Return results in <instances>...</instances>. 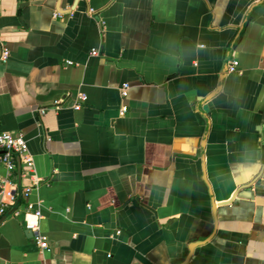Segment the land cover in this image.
Returning a JSON list of instances; mask_svg holds the SVG:
<instances>
[{
	"label": "crops",
	"instance_id": "obj_1",
	"mask_svg": "<svg viewBox=\"0 0 264 264\" xmlns=\"http://www.w3.org/2000/svg\"><path fill=\"white\" fill-rule=\"evenodd\" d=\"M3 50L0 264H264V0H0Z\"/></svg>",
	"mask_w": 264,
	"mask_h": 264
},
{
	"label": "built area",
	"instance_id": "obj_2",
	"mask_svg": "<svg viewBox=\"0 0 264 264\" xmlns=\"http://www.w3.org/2000/svg\"><path fill=\"white\" fill-rule=\"evenodd\" d=\"M91 56H97L98 52L96 50L91 51ZM9 54L7 50H3L0 54V61L6 62L8 60ZM237 61L231 60L228 64V71L235 72L237 68ZM129 84H124L120 89V96L125 99L128 96ZM87 97L81 94L78 97V102L71 105L70 108L74 111H79L82 104L86 102ZM64 101L57 100L53 102L50 108H40L38 112L44 115L48 110L59 111L64 108ZM122 111H126V107L122 108ZM0 161L6 167L9 172H12L19 161V164L23 165L24 171L30 170L33 166V160L28 152L27 143L25 139L21 136H14L10 133L4 132L0 133ZM30 192V188H25L22 192L23 196L27 197ZM27 211L23 214L24 227L27 231L32 233V238L34 240L35 246L41 252H49L50 246L48 244L47 238L40 232V220L42 219V213L39 209H35L31 204L27 205ZM5 211L4 206H0V215Z\"/></svg>",
	"mask_w": 264,
	"mask_h": 264
},
{
	"label": "water",
	"instance_id": "obj_3",
	"mask_svg": "<svg viewBox=\"0 0 264 264\" xmlns=\"http://www.w3.org/2000/svg\"><path fill=\"white\" fill-rule=\"evenodd\" d=\"M18 164H19V161H18ZM28 232L32 235V233L30 231H28Z\"/></svg>",
	"mask_w": 264,
	"mask_h": 264
}]
</instances>
